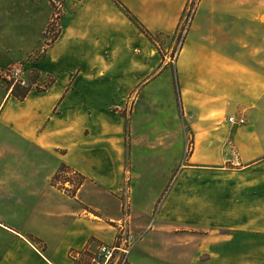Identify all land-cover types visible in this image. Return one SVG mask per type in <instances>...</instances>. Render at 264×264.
<instances>
[{"label":"crops","instance_id":"0c3cea01","mask_svg":"<svg viewBox=\"0 0 264 264\" xmlns=\"http://www.w3.org/2000/svg\"><path fill=\"white\" fill-rule=\"evenodd\" d=\"M52 1L0 0V69L22 64L41 85L17 98L0 81V264H88L99 244L120 245L121 197L134 192L126 168L143 121L132 113L137 98L165 106L145 130L160 131L155 147L176 146L183 169L152 219L149 207L153 226L128 264L158 257L151 239L161 228L172 238L166 264H264V64L240 56L247 44L223 50L221 35L195 23L164 86L155 79L168 67L153 78L152 44L113 0H65L55 36ZM119 2L155 29L158 0ZM237 20L264 27V10ZM61 166L83 180H53ZM147 214H134L135 233Z\"/></svg>","mask_w":264,"mask_h":264},{"label":"rangeland","instance_id":"374dc122","mask_svg":"<svg viewBox=\"0 0 264 264\" xmlns=\"http://www.w3.org/2000/svg\"><path fill=\"white\" fill-rule=\"evenodd\" d=\"M64 1L54 0L51 2L54 8V15L52 17L55 16L54 23L52 24L53 32H50L51 35L59 30V18L63 13ZM156 8L158 9V16L156 22L153 24L155 28L153 31H149L129 9H126L138 20V28L141 32L144 33V30L147 32L144 35L152 44V49L154 50V54H156L157 68L152 74L153 78L158 76L164 67H168L155 79L164 86L175 80L176 60L191 26L195 23L198 24L200 29H203L207 37L214 34L217 36L221 35L220 45L223 50L231 49L230 44L234 42L238 45L247 44L244 49L246 52L240 56L244 57L248 62L249 59L252 60L258 66L264 64V27L258 26L255 21L246 25L237 22V19H239L245 23L247 20H252L253 15L257 16L258 12L264 10V0H158ZM244 34H247V39L240 37ZM239 37L244 39H240ZM249 78L251 77H248V80H250ZM132 106L133 101H130L124 111L127 112L129 109L130 112ZM164 107L145 105L143 98L140 100L137 98L133 106L132 113L136 117H142L143 121L139 126L136 125V134L132 137V168L129 166L126 168V177L128 180H131L130 185L133 187L134 192L132 195L130 193L126 194L125 198L121 197L122 218L126 222L131 244L128 261L131 258V253L136 242L142 238L150 226H153L151 225V221H149V214H147L149 207L152 210V219L164 194L167 193L171 181L175 180L183 169V167L179 166V163L174 167L177 157L176 146L168 150H166V145L164 147H155L160 131L157 134H150L149 129H151V126L145 130L146 124L144 122H146V118L155 117L154 121L157 120V113L155 112L157 109L161 112V117L168 113V111L164 110ZM177 109L179 111L178 107ZM178 111L176 112L179 116L177 120L181 119ZM170 123L171 121H168V124ZM174 124H176V121H174ZM140 131L143 132L140 133ZM172 138L176 142V137L172 136ZM184 139L187 144L185 153L183 154L184 157L180 159L181 163L186 160V156L191 152L192 147L191 134L187 133ZM57 179L62 180V177H59V174L54 175L53 180ZM74 180L77 183L76 185H78L83 179L79 176ZM176 180H181V176ZM127 185L129 186V182ZM156 196L158 198L157 201L151 203L152 199ZM141 213L147 214L146 218L149 222L145 228L135 233L133 229L134 214L136 216V214L139 215ZM161 229L151 239L158 249L159 255L157 258L155 257L144 262L145 264H166L164 253L172 238L170 234ZM198 230H200V233L202 232L201 228ZM189 231L192 233L196 230H187V232Z\"/></svg>","mask_w":264,"mask_h":264},{"label":"built area","instance_id":"2783aa9c","mask_svg":"<svg viewBox=\"0 0 264 264\" xmlns=\"http://www.w3.org/2000/svg\"><path fill=\"white\" fill-rule=\"evenodd\" d=\"M54 18L55 16L51 17L49 27L50 32L52 31ZM0 81L9 91H12L14 88L29 90L33 88H40L41 86L37 84V82L33 81L31 74L28 73L22 64L0 69ZM228 122L231 124H244L245 119L243 117L230 116L228 118ZM59 177H62L61 181L63 183L71 184L73 182L76 184L74 179L78 178L79 175L70 169H66L63 172H59ZM68 188L69 187L67 186L64 187V189ZM119 243L120 245L99 244L96 251L90 256L88 264H128L127 257L131 244L129 232L124 227L119 231ZM78 256L79 254L73 253V262H76Z\"/></svg>","mask_w":264,"mask_h":264},{"label":"trees","instance_id":"16d2710c","mask_svg":"<svg viewBox=\"0 0 264 264\" xmlns=\"http://www.w3.org/2000/svg\"><path fill=\"white\" fill-rule=\"evenodd\" d=\"M120 9H122L124 11V13L129 17V19L137 26L139 27V22L138 20L135 18V16H133L118 0H113ZM144 33H147L145 30L143 31ZM55 36V34H54ZM28 90H24V89H19V88H14L12 91V94L14 96H16L17 98H22L23 96H25V94L27 93ZM67 167L61 166L59 168V170L55 173V175H58L59 172H63L64 170H66ZM83 254H88L84 251ZM75 264H81V262H77ZM83 264V263H82Z\"/></svg>","mask_w":264,"mask_h":264}]
</instances>
